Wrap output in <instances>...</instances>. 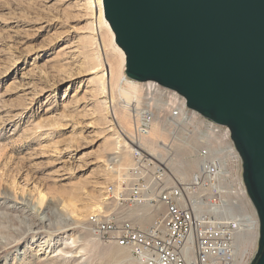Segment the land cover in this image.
<instances>
[{
  "label": "rangeland",
  "instance_id": "374dc122",
  "mask_svg": "<svg viewBox=\"0 0 264 264\" xmlns=\"http://www.w3.org/2000/svg\"><path fill=\"white\" fill-rule=\"evenodd\" d=\"M119 60L96 0H0V264H139L88 223L96 212L121 209L106 204L117 196L106 190L113 183L122 192L119 180L131 164L128 152L120 166L110 160L121 130L132 128L117 88L112 108L107 102L105 73ZM168 115L159 108L163 134H149L158 152L146 149L171 175L189 180L199 170L200 146L218 148L219 139L197 122L175 129ZM235 173L241 178L242 166ZM246 207L258 217L254 205ZM245 239L235 264L251 262L259 231Z\"/></svg>",
  "mask_w": 264,
  "mask_h": 264
},
{
  "label": "water",
  "instance_id": "95a60500",
  "mask_svg": "<svg viewBox=\"0 0 264 264\" xmlns=\"http://www.w3.org/2000/svg\"><path fill=\"white\" fill-rule=\"evenodd\" d=\"M126 75L178 91L227 125L259 219L264 264V0H103Z\"/></svg>",
  "mask_w": 264,
  "mask_h": 264
},
{
  "label": "built area",
  "instance_id": "2783aa9c",
  "mask_svg": "<svg viewBox=\"0 0 264 264\" xmlns=\"http://www.w3.org/2000/svg\"><path fill=\"white\" fill-rule=\"evenodd\" d=\"M143 84L141 96L127 107L132 128L125 132L123 146L131 164L119 180L122 192L116 185L117 196L112 197V205L118 202L121 209L88 221L92 233L125 248L139 264H235L234 254L245 237L259 227L254 228V216L246 207L253 203L243 177L235 173L242 159L230 128L189 108L178 91L156 81ZM159 108L168 110L175 129L197 122L219 139L218 148L200 146L193 180L171 175L146 149L144 140ZM189 131L191 138L194 132ZM145 215L153 217L150 224L141 221Z\"/></svg>",
  "mask_w": 264,
  "mask_h": 264
},
{
  "label": "bare ground",
  "instance_id": "6f19581e",
  "mask_svg": "<svg viewBox=\"0 0 264 264\" xmlns=\"http://www.w3.org/2000/svg\"><path fill=\"white\" fill-rule=\"evenodd\" d=\"M96 1H97V6H99V10H100V21L106 27L107 32L110 35L111 42H112V44H113V46L115 48V51L118 54L119 59H120L117 64H114V63H112L110 61V64H108L109 67L107 68V72L105 73L106 74V77L108 78V85H109L110 89L112 87V90L109 91V99L107 100V102L108 103L111 102L109 106L112 108V102H114V95L113 94H114L115 88H117V90H119L120 95L122 97H125V99H126V103H127L126 104V109H127L129 102H131L135 98H139L138 97L139 86L143 82H140L138 80H135L133 78H130V77H128L126 75V55H125V52L116 43L114 31L112 30V28H111L108 20L105 18V15H104V7H103V0H96ZM99 69H100V67L98 69H95V70H92V71L93 72H97V70H99ZM113 82H115V83H113ZM124 84L130 85V87L124 86ZM113 123L114 124H118L117 117L115 116V113L113 114ZM129 125H131V122L130 121H129ZM124 131L125 132H128V130H124ZM124 131L122 132V130H121V139L117 141V143H118L117 150L114 153V155L112 156V158L110 159L111 162H112V164H121V162H122L123 154H124V146H123V144H125V142H126V134H125ZM163 131H164V129H163L162 125L160 124V122H155V125H154V128H153L151 134H152V136L158 137V136H160V135L163 134ZM149 139H150V136H149V138H145V140H144L145 146L147 148H149V150L152 151V152H158V149L152 150L150 148L149 143H148L149 142ZM187 144H189V143H187ZM183 167L184 168L182 170H183V172L185 174H189L191 172V170H190L191 163L190 162H186ZM193 179H194V176L191 179H189V180H193ZM115 190H116V185L113 184V183H110L107 186V190H106V192L108 194V197L110 195L114 194V191ZM5 196H8L9 197L10 195H5ZM106 204L108 206L112 205V197L108 199V201L106 202ZM105 212L106 211L96 212V213L90 215L88 221L93 220L96 215H100V213H105ZM253 216H254V221H255V224L253 223L254 228L255 229H258V227H259V219H258V217H255L254 214H253ZM149 217H150V215H145L144 220H147ZM52 240H53L52 238H50V239L47 238V239H45L44 242L49 245L50 244V241H52ZM243 242H247V240L245 239V241H243ZM241 249H242V245H241V247L238 248L237 254H234V263H236L238 252ZM245 253H246V248L243 250L242 255H245Z\"/></svg>",
  "mask_w": 264,
  "mask_h": 264
}]
</instances>
